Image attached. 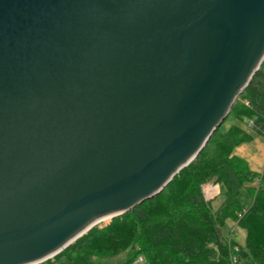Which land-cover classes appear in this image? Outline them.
I'll return each instance as SVG.
<instances>
[{
	"label": "water",
	"instance_id": "1",
	"mask_svg": "<svg viewBox=\"0 0 264 264\" xmlns=\"http://www.w3.org/2000/svg\"><path fill=\"white\" fill-rule=\"evenodd\" d=\"M263 63L264 0H0V264L159 195Z\"/></svg>",
	"mask_w": 264,
	"mask_h": 264
},
{
	"label": "trees",
	"instance_id": "2",
	"mask_svg": "<svg viewBox=\"0 0 264 264\" xmlns=\"http://www.w3.org/2000/svg\"><path fill=\"white\" fill-rule=\"evenodd\" d=\"M239 100L233 117L252 120V130L264 136L262 68ZM250 140L237 126L225 132L218 129L199 157L159 195L107 226L95 227L42 264H117L108 259L126 251L129 260L120 264H132L139 257L144 258L143 264H234V254L238 264H264V172L254 173L233 154ZM212 180L221 184L223 197L216 212L203 194V185ZM256 180L258 187L252 186ZM245 187L253 193L247 209L240 201ZM232 222L246 233L243 245L223 236V228Z\"/></svg>",
	"mask_w": 264,
	"mask_h": 264
},
{
	"label": "rangeland",
	"instance_id": "3",
	"mask_svg": "<svg viewBox=\"0 0 264 264\" xmlns=\"http://www.w3.org/2000/svg\"><path fill=\"white\" fill-rule=\"evenodd\" d=\"M261 68L264 70V63ZM239 102L240 100L238 99L237 103L239 104ZM231 113L229 117L227 118V120L219 128L220 131L222 132L226 131L225 130L226 125L229 123L228 121H230V119L233 117V114H234L232 111ZM252 186L258 187L259 186L258 180H256L254 184H252ZM203 194H204L206 201L211 202L212 209L216 212V210L219 208V206L221 205L223 201V197L221 195V184L218 182H215V180L207 182L206 184L203 185ZM252 198H253V193L249 192V189H247L246 187L241 189L240 201L244 208L246 209L248 208V206L251 204ZM111 221L112 220L104 222L103 224L99 225V227H105ZM222 233H223L224 238L227 241L230 240L231 237H233L232 239L238 242L240 245L244 244L246 233L244 230L239 228V225L237 222H232L228 226L224 227L222 230ZM235 246L238 247V245H235ZM108 260L109 262L120 264V263H123L129 260V253L126 251L118 256L109 258ZM236 264H238V261Z\"/></svg>",
	"mask_w": 264,
	"mask_h": 264
},
{
	"label": "crops",
	"instance_id": "4",
	"mask_svg": "<svg viewBox=\"0 0 264 264\" xmlns=\"http://www.w3.org/2000/svg\"><path fill=\"white\" fill-rule=\"evenodd\" d=\"M228 122L229 123L226 125L225 130H228L232 126H237L251 137L250 141L242 143L234 149V156L244 160L248 164L251 171H253L254 173H263L264 136L253 131L252 128L248 125V120L240 121L235 117H232ZM232 238L233 237H231V239Z\"/></svg>",
	"mask_w": 264,
	"mask_h": 264
},
{
	"label": "built area",
	"instance_id": "5",
	"mask_svg": "<svg viewBox=\"0 0 264 264\" xmlns=\"http://www.w3.org/2000/svg\"><path fill=\"white\" fill-rule=\"evenodd\" d=\"M248 125H249V127H253V121L249 120L248 121ZM238 251H239V248L237 246H235L234 247V252H238ZM232 261H233L234 264L236 263V255L235 254L233 255V260ZM134 262H135L134 264H143L144 263V258L143 257H139Z\"/></svg>",
	"mask_w": 264,
	"mask_h": 264
}]
</instances>
